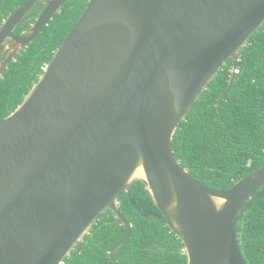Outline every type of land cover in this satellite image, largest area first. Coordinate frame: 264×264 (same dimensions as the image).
<instances>
[{
	"label": "water",
	"instance_id": "1",
	"mask_svg": "<svg viewBox=\"0 0 264 264\" xmlns=\"http://www.w3.org/2000/svg\"><path fill=\"white\" fill-rule=\"evenodd\" d=\"M38 1L45 8L15 30ZM69 0H26L0 27V80ZM264 25V0H89L21 104L0 120V264H63L118 196L144 183L188 264H247L237 216L264 165L226 190L174 154L182 120ZM7 52L6 56L5 53Z\"/></svg>",
	"mask_w": 264,
	"mask_h": 264
},
{
	"label": "trees",
	"instance_id": "2",
	"mask_svg": "<svg viewBox=\"0 0 264 264\" xmlns=\"http://www.w3.org/2000/svg\"><path fill=\"white\" fill-rule=\"evenodd\" d=\"M25 1L0 0V27ZM88 1H67L9 63L0 80V120L21 104ZM44 8L45 2L38 1L15 34L27 31ZM232 74L230 58L180 122L172 141L176 158L189 174L218 190L232 187L264 165V25L240 49L230 86ZM118 201L132 231L110 264H188L184 243L167 225L142 181L121 192ZM236 226L247 264H264V185L244 204ZM127 232L116 214L107 209L63 264H108L111 248Z\"/></svg>",
	"mask_w": 264,
	"mask_h": 264
}]
</instances>
